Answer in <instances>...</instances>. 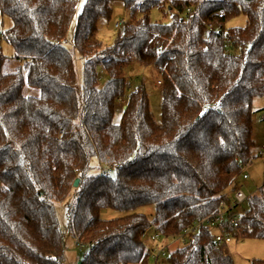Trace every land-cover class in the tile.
Listing matches in <instances>:
<instances>
[{
	"label": "trees",
	"instance_id": "1",
	"mask_svg": "<svg viewBox=\"0 0 264 264\" xmlns=\"http://www.w3.org/2000/svg\"><path fill=\"white\" fill-rule=\"evenodd\" d=\"M80 2L0 0V14L13 21L6 31L0 25V42L15 50L11 66L0 46V264H65L67 233L85 246L80 264H149L151 231L162 234L153 242L175 240L220 212L257 159L264 0H85L73 40L82 86L65 46ZM115 2L127 16L107 46L99 34ZM154 9L171 21L152 22ZM240 16L245 27H228ZM134 66L158 72L160 122L145 84L129 90ZM261 193L245 203L235 240H264V186ZM149 205L152 220L101 218L105 209ZM215 235L200 227L168 262L234 264Z\"/></svg>",
	"mask_w": 264,
	"mask_h": 264
},
{
	"label": "rangeland",
	"instance_id": "2",
	"mask_svg": "<svg viewBox=\"0 0 264 264\" xmlns=\"http://www.w3.org/2000/svg\"><path fill=\"white\" fill-rule=\"evenodd\" d=\"M85 0H81L75 17L72 21V24L69 28L67 39L65 41V46L67 49L71 51L74 55L75 59V67L78 74V82L79 85L82 86L83 83V75H84V62L79 57V54L74 50L73 40L76 30L77 18L81 13L84 7ZM113 17L111 22L103 21L101 23V30L99 37L103 41V43L107 46H112L117 37L118 31L115 29L116 23L119 21L126 19L127 13L125 12L124 6L121 2H115L113 4ZM151 20L154 23H169L171 21V15H164L159 9H154L151 13ZM105 23V24H103ZM0 25L3 31L10 29L13 25L12 19L6 16H2L0 14ZM105 25V26H104ZM247 25V18L244 16H240L234 20H232L228 27H245ZM0 46L3 48L5 55L10 59V65L14 66L15 62L13 60L15 55L14 48L7 42L1 41ZM101 75H103L102 82L104 83V71L103 69H99ZM129 75V90H133L141 83H144L148 93L150 95L151 107L154 113L155 118L158 122L161 121L162 118V104H163V91L161 86L159 85V75L154 67L142 68L139 66H134L128 70ZM264 109V98L257 99L254 102V117H253V125H254V141L257 144H261L264 142V122L262 121V116L264 113H258L259 110ZM123 110L121 106H118L117 112L114 118L115 124H120L123 117ZM92 175L100 174L99 163L96 158L92 160ZM245 172L250 176V180L244 181L241 180V186L243 192L247 196H255L258 194V190L264 186V159L257 158L253 161L251 165L246 167ZM65 206H61L59 208V216L61 219V224L64 228L66 225L65 222ZM248 209V205L245 204L238 209L239 213H243ZM138 213L148 216L150 220L154 218L155 215V206H143L139 207L136 210L131 212H118L110 209H105L101 212V218L103 220H115L119 218H123L128 214ZM154 235V232L151 231L149 237L146 238V243L149 248L152 249V258L149 261V264H170L168 262L167 256H162L157 261L158 257L153 258L157 252H161L162 249L167 248L166 253L169 255L171 252L175 251L178 248L183 247V244L180 241L175 240H166L160 239L158 242H153L151 237ZM172 243V244H171ZM65 247H66V259L65 264H80L82 261L83 250L80 249L77 239L74 235L67 233L65 237ZM154 250V253H153ZM229 254L233 258L234 264H253L254 260H263L264 261V240H256V239H241L233 241V244L230 246ZM157 261V263H156Z\"/></svg>",
	"mask_w": 264,
	"mask_h": 264
},
{
	"label": "built area",
	"instance_id": "3",
	"mask_svg": "<svg viewBox=\"0 0 264 264\" xmlns=\"http://www.w3.org/2000/svg\"><path fill=\"white\" fill-rule=\"evenodd\" d=\"M125 25V20H121L115 25L116 30H120ZM161 83L159 82V85ZM124 101L121 99L119 100V106H123ZM262 120H264V115L262 116ZM255 143V141H254ZM256 149V156L257 158L264 159V142L261 144L255 143ZM243 180L248 181L250 180V176L245 172L243 174ZM261 189L258 190V194L255 196H262ZM251 197L247 196L242 188L234 193L232 199L225 203L220 212L217 214L205 219L200 224H197L195 228H189L183 233H181L177 238L176 241H180L182 244H186L189 242L191 236L200 228L206 227L210 230L216 232L215 241L222 246H231L233 241H235V234L241 230V218L243 213H239L238 209L242 207ZM162 237L161 233L154 234L152 237L153 240ZM80 248L83 250L85 249L84 245H81ZM167 248L162 249L161 252H157L156 256L159 258L161 255L166 256Z\"/></svg>",
	"mask_w": 264,
	"mask_h": 264
},
{
	"label": "water",
	"instance_id": "4",
	"mask_svg": "<svg viewBox=\"0 0 264 264\" xmlns=\"http://www.w3.org/2000/svg\"><path fill=\"white\" fill-rule=\"evenodd\" d=\"M78 186H79V180L76 181L74 187H75V188H78Z\"/></svg>",
	"mask_w": 264,
	"mask_h": 264
},
{
	"label": "crops",
	"instance_id": "5",
	"mask_svg": "<svg viewBox=\"0 0 264 264\" xmlns=\"http://www.w3.org/2000/svg\"><path fill=\"white\" fill-rule=\"evenodd\" d=\"M103 24H105V23H103ZM105 26V25H104Z\"/></svg>",
	"mask_w": 264,
	"mask_h": 264
}]
</instances>
